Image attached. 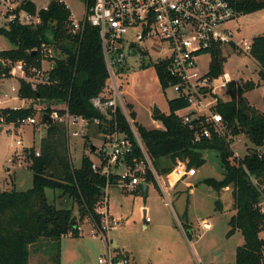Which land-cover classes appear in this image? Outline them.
I'll list each match as a JSON object with an SVG mask.
<instances>
[{
    "label": "trees",
    "instance_id": "trees-1",
    "mask_svg": "<svg viewBox=\"0 0 264 264\" xmlns=\"http://www.w3.org/2000/svg\"><path fill=\"white\" fill-rule=\"evenodd\" d=\"M230 1L237 14L256 13L264 8V0ZM41 15L42 24L38 28L13 25L9 31H1L15 45V48L4 50L1 55L13 61L25 59L28 63L36 62L38 53L34 55L33 51L39 52L42 43L51 44L57 51L51 69L55 84L33 90L29 84L21 82L20 97L32 101L65 103L71 114L82 115L90 120L99 118L103 123L96 127L100 136L109 132L116 121L120 130L133 143V157L142 158L143 153L122 111L118 109L108 119L92 104V99L104 92L109 80L99 28L86 23L82 33L68 31L66 22L70 14L54 2ZM28 50L32 52L28 53ZM212 54L210 74L221 76L226 58L220 49L214 50ZM249 56L256 61L264 82V33L253 38ZM155 66L162 87L166 89L169 81L166 64ZM255 86L253 82L244 85L230 82L227 92L229 100L220 101L216 107L231 134L234 137L244 135L250 142L243 156H236L229 141L217 134L205 118H202L203 123L194 121V129L184 124L177 113L188 106L184 99L169 100V112L154 116L161 121L162 127L149 128L136 123L158 175H169L179 162H185L188 168L198 169L206 163V151L218 153L223 177H208L203 182L217 192L226 187L232 188L235 213L229 221L228 235L240 231L244 242L237 247L235 262L231 264H264V112L252 106L244 94ZM127 106L131 116L135 117L132 105ZM45 112L50 113L51 109L47 108ZM33 113L32 105L27 108L7 107L2 111L8 123H18ZM205 126L210 128L212 136L196 139L197 133H201ZM68 149L65 123L48 121L46 133L40 142V155L30 148L23 152L33 172L32 187L26 191L15 188L0 190V264H44L29 263L31 246L35 244L40 245L46 254L53 248L56 252L54 261L59 264L57 255L64 235L72 232L73 237L80 236L77 226L85 218L91 223H101L97 209L105 194L106 178L92 169V158L85 154L81 166L75 168ZM146 182L158 186L151 170L147 172ZM47 189L58 190L60 196L71 198L73 205L76 204L79 209V217L73 206L58 207L56 203L50 202ZM216 207L220 210V200L216 201Z\"/></svg>",
    "mask_w": 264,
    "mask_h": 264
},
{
    "label": "rangeland",
    "instance_id": "rangeland-1",
    "mask_svg": "<svg viewBox=\"0 0 264 264\" xmlns=\"http://www.w3.org/2000/svg\"><path fill=\"white\" fill-rule=\"evenodd\" d=\"M39 6L47 3L48 0H35ZM71 12L77 20L83 18V0H69ZM227 27L237 30L234 34L235 43L252 42L253 38L264 33V8L256 13L238 14L232 21L226 24ZM147 55L140 58L137 54L127 56V66L122 77L117 80L123 92V99L127 104L132 105L135 112L133 119L134 127L137 124L149 128H160L162 123L153 116L154 105L156 104L163 113L169 112L168 101L175 98L173 89H164L157 74L156 63L169 54V45L163 44L162 50H153L147 44ZM15 45L2 33H0V49L10 50ZM55 51V47L53 46ZM221 54L225 57L223 63L224 73L220 79L224 80V74H228L237 84L244 85L246 82H253L256 86L247 91L246 99L259 111L264 112V82L260 78L259 67L248 53L238 52L231 45H223ZM57 53V51H55ZM213 54L205 53L197 57V70L200 73L209 71ZM20 87V80L10 78L0 84V93L9 92L10 85ZM14 98L6 102V106L27 107L32 100H21L17 94H11ZM222 101L229 100L230 96L225 91H218ZM209 101V100H208ZM207 101V102H208ZM35 102V101H32ZM60 103H48L40 101L34 107L35 116L40 125L24 124L19 125L6 123L0 125V190L8 191L16 189L26 191L32 187L33 172L29 169V159H19L25 149L30 148L38 151L42 137L46 133V126L41 123V115L45 108H60ZM42 110V111H41ZM187 108L181 111L182 114L189 112ZM17 140L22 145H16ZM102 136L99 135L95 126H91L81 137H68V150L71 162L75 168H79L83 155L95 158L92 145L102 144ZM233 149L238 156H243L250 142L244 135L232 139ZM19 159V160H17ZM205 165L199 169L196 177L192 178L195 195H190L189 188L182 183L175 189H169L164 193L158 180L150 183L148 196L145 197L142 191H125L119 186H112L108 190V209L111 216L122 218V221L109 232V239L118 241L119 247L134 256L137 264H231L235 262L236 249L244 242L240 231L228 235L230 230L229 221L235 213L233 207L232 188L226 193L217 192L201 181L208 177L221 179L223 169L218 153L214 150L205 152ZM28 161V162H27ZM165 186H169L167 176L160 175ZM187 179L186 176L181 180ZM180 180V179H179ZM197 182V186L195 183ZM50 202L58 207L73 206L78 216V207L73 205L72 199L60 196V191L46 190ZM224 194V195H223ZM220 197L221 208L216 207L217 198ZM188 202H190L188 204ZM188 205V208H187ZM264 207V199L262 201ZM186 208L188 213H186ZM144 209L146 213L144 215ZM79 217V216H78ZM146 217L150 221H146ZM78 223L80 222L77 219ZM212 224L210 230H205L204 224ZM83 225V235L80 237H62L60 240V253L57 255L59 264H100L107 247L100 239H94L89 231L91 225L88 221ZM188 239L183 237V231ZM264 236V233H263ZM37 244L31 246L29 263L56 264L54 249L48 251L46 256L37 251Z\"/></svg>",
    "mask_w": 264,
    "mask_h": 264
},
{
    "label": "built area",
    "instance_id": "built-area-1",
    "mask_svg": "<svg viewBox=\"0 0 264 264\" xmlns=\"http://www.w3.org/2000/svg\"><path fill=\"white\" fill-rule=\"evenodd\" d=\"M83 18L77 20L71 12L69 0H48L46 4L39 6L35 0H0V33L9 31L13 25L38 28L42 24V12L47 11L54 2L63 6L69 12V20L66 22L68 31L77 34L82 33L86 23L98 27L100 31L102 50L109 74V80L105 90L99 96L92 99L94 108L110 119L112 114L119 110L125 115L134 138L140 147L143 157H133L134 146L130 137L122 132L115 121L109 132L102 133V144L98 150H94L95 158H92V169L106 178L104 197L97 211L101 215V223H91L89 234L93 238H100L106 245L105 254L99 258L100 264H136L134 260L124 253L114 252V247L109 239V232L119 225L121 218L112 217L108 212V190L112 186H119L125 191L136 192L146 182L148 170L153 172L156 180L164 193H168L171 187L161 181L151 159L149 158L141 137L134 127L131 110L123 99L120 80L125 67L127 56L137 54L140 58L147 55V44L153 50H162L163 44L169 45V54L157 61L156 64L165 63L168 86L175 91V98L184 99L191 109L182 114L184 124L190 129L195 128L194 121L207 123L215 132L230 142L234 136L231 134L223 115L216 110L222 99L218 91L228 92L229 83L233 81L228 74H224L222 81L219 76H213L209 71L200 73L197 70V57L205 53H212L223 45H231L238 52L248 53L252 42L235 43L234 34L238 32L226 26L238 14L230 0H83ZM32 4L35 6H32ZM0 49V84L10 78H17L21 82L29 84L36 90L39 86L55 84L51 69L54 66L56 52L51 44L42 43L41 48L34 50L38 53L36 62L28 63L25 59L13 61L1 55ZM31 53V50L27 51ZM212 59V58H211ZM19 87L10 85L9 92L0 93V125L6 124L2 111L5 103L12 99V93L19 95ZM209 100V101H208ZM208 101V102H207ZM60 108H52L50 113L41 115L42 125L47 127L48 120L43 122L44 116L49 117L50 122L60 121L65 123L68 137H81L91 126L103 125L101 119L90 120L82 115H74L69 112L67 104ZM16 108V107H15ZM41 110V111H42ZM62 111V112H61ZM24 124L40 125L35 116H28L14 125ZM105 128V127H104ZM200 136L209 138L212 132L205 126ZM237 137V136H236ZM22 145L21 140L15 142ZM235 155L236 150L233 149ZM36 155H40L39 150ZM197 169L188 168L185 162H179L170 173L178 180L184 176H195ZM146 221H150L146 217ZM84 225V224H83ZM83 225L79 223L77 230L79 235L84 233ZM73 236V233L64 235Z\"/></svg>",
    "mask_w": 264,
    "mask_h": 264
},
{
    "label": "crops",
    "instance_id": "crops-1",
    "mask_svg": "<svg viewBox=\"0 0 264 264\" xmlns=\"http://www.w3.org/2000/svg\"><path fill=\"white\" fill-rule=\"evenodd\" d=\"M2 93V92H1ZM12 94H14V93H12ZM21 100H24V101H28V99H22L20 96H18ZM14 98V97H13ZM39 103H40V101H35V102H32V101H30V106L32 105L33 107H35L36 105H39ZM62 105H64L63 103H62ZM4 107L5 108H7V107H9V106H6V103H5V105H4ZM27 107H29V106H27ZM27 107H21V108H27ZM13 108H15V107H13ZM16 108H19V107H16ZM154 116V115H153ZM1 129H2V127H0ZM0 129V130H1ZM20 158L19 159H26V157H25V155H23V153L22 154H19L18 155ZM71 158V157H70ZM19 159H17V160H19ZM27 160V159H26ZM28 162V161H27ZM73 164V163H72ZM205 165V164H204ZM203 165V166H204ZM202 166V167H203ZM28 167H29V165H28ZM202 167H200V168H202ZM200 168H198L197 169V174H198V171H199V169ZM196 174V175H197ZM196 175L195 176H186L187 177V179H185V180H178L177 178H172L173 176L172 175H167V179L168 178H170L171 179V187H170V189H175V188H177L178 186H180L182 183H185V186L186 187H188L189 188V193H190V195H195V189L192 187L191 188V186H193V183L192 182H189V181H191V179L192 178H194V177H196ZM206 179V178H205ZM204 179V180H205ZM203 180V181H204ZM203 181H201L202 183H204ZM205 184V183H204ZM195 185L197 186V182L195 183ZM206 185V184H205ZM142 191V190H141ZM148 191H149V188H148ZM223 192L222 193H226V192H228V191H230V187H226V188H224L223 190H222ZM224 195V194H223ZM220 199V197L219 198H217V200H219ZM190 202H188V204H189ZM187 208H188V205H187ZM187 208H186V213H188V210H187ZM108 212H109V209H108ZM145 213H146V210L144 209V215H145ZM111 216V215H110ZM112 217H115V216H112ZM85 221H87V219L85 218L84 219ZM121 221H122V218H121ZM84 222V221H83ZM204 226H205V230H210L211 229V227H212V224L211 223H209V222H206L205 224H204ZM183 231V230H182ZM83 235V233L80 235V237ZM183 237L185 236V238L186 239H188V237H187V235L185 234V232L183 231ZM66 237H68V236H66ZM79 237V236H78ZM94 239H97V238H94ZM45 242V241H44ZM111 245L114 247V252H116V253H124V254H127L128 255V252H126V251H124L122 248H120L119 247V243H118V241H111ZM38 245V244H37ZM37 251H40L42 254H43V249L40 247V245H38L37 246ZM44 253H45V251H44ZM46 256H48L47 254H45ZM131 258L134 260V262L136 263L137 261H136V259H135V257L134 256H131ZM155 262H157V263H160L161 264V262H159V261H157V259H155L154 260ZM137 264V263H136Z\"/></svg>",
    "mask_w": 264,
    "mask_h": 264
},
{
    "label": "water",
    "instance_id": "water-1",
    "mask_svg": "<svg viewBox=\"0 0 264 264\" xmlns=\"http://www.w3.org/2000/svg\"><path fill=\"white\" fill-rule=\"evenodd\" d=\"M0 65H1V63H0ZM163 112H162V110L155 104L154 105V109H153V115L154 116H158V115H160V114H162ZM44 119L45 120H48L49 121V117L47 116V115H45L44 116ZM50 122V121H49ZM1 129V128H0ZM92 150L94 151V150H96V146H94V145H92ZM148 188H149V185L148 184H142L141 185V190H142V193H143V195H144V197H145V200H146V198H147V196H148Z\"/></svg>",
    "mask_w": 264,
    "mask_h": 264
},
{
    "label": "bare ground",
    "instance_id": "bare-ground-1",
    "mask_svg": "<svg viewBox=\"0 0 264 264\" xmlns=\"http://www.w3.org/2000/svg\"><path fill=\"white\" fill-rule=\"evenodd\" d=\"M173 176V175H172ZM172 178H174V177H172Z\"/></svg>",
    "mask_w": 264,
    "mask_h": 264
}]
</instances>
